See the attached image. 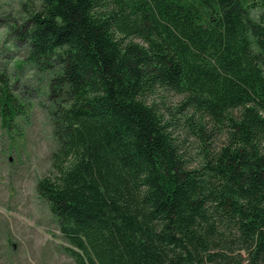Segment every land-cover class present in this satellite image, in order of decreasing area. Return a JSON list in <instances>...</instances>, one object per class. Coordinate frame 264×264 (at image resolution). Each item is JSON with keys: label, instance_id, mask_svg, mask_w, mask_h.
<instances>
[{"label": "trees", "instance_id": "16d2710c", "mask_svg": "<svg viewBox=\"0 0 264 264\" xmlns=\"http://www.w3.org/2000/svg\"><path fill=\"white\" fill-rule=\"evenodd\" d=\"M38 1L13 36L50 77L54 173L36 192L74 264H264V11ZM158 90L190 113L163 114L147 102ZM19 107L0 86L2 129ZM180 133L201 140L195 166Z\"/></svg>", "mask_w": 264, "mask_h": 264}, {"label": "rangeland", "instance_id": "374dc122", "mask_svg": "<svg viewBox=\"0 0 264 264\" xmlns=\"http://www.w3.org/2000/svg\"><path fill=\"white\" fill-rule=\"evenodd\" d=\"M249 3L257 18L264 11V0ZM38 8V0H0V86L5 83L20 106L10 130L0 126V264H74L56 218L36 192L37 181L54 173L51 155L57 144L48 97L50 77L26 63L27 47L13 36ZM151 101L176 119L190 113L176 111L183 99L172 92L158 90L147 102ZM212 132L209 125L206 134ZM176 137L185 158L195 166L200 161L201 140L184 133ZM207 140L210 148L222 142L219 135Z\"/></svg>", "mask_w": 264, "mask_h": 264}]
</instances>
